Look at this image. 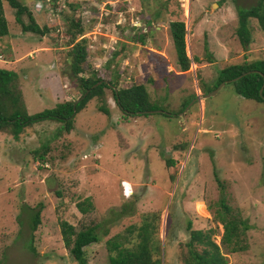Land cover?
<instances>
[{
  "label": "rangeland",
  "instance_id": "1",
  "mask_svg": "<svg viewBox=\"0 0 264 264\" xmlns=\"http://www.w3.org/2000/svg\"><path fill=\"white\" fill-rule=\"evenodd\" d=\"M19 1L47 26L43 35L24 32L2 4L8 34L0 37V67L18 74L28 113L82 94L65 55V30L76 19L87 48L81 74L117 88L142 83L155 108L126 115L104 87L74 112L69 132L52 120L26 125L16 138L0 131V264H78L60 220L76 230L95 225L98 240L86 246V263L108 264L105 241L149 217L160 264H185L177 242L188 229H212L219 243L221 198L248 224L246 250L225 254L226 264H264V103L238 95L231 81L201 97L224 65L264 58L255 18L246 45L236 33L237 9L257 0ZM174 20L184 23L186 70L176 62ZM42 145L43 160L34 153ZM86 198L91 207L81 213L75 203Z\"/></svg>",
  "mask_w": 264,
  "mask_h": 264
},
{
  "label": "trees",
  "instance_id": "2",
  "mask_svg": "<svg viewBox=\"0 0 264 264\" xmlns=\"http://www.w3.org/2000/svg\"><path fill=\"white\" fill-rule=\"evenodd\" d=\"M8 4L14 14V20L20 25L24 32H32L43 35L47 26L41 27L35 21L28 6L19 0H0V37L8 34L7 22L4 16L2 4ZM27 17L24 21L23 16ZM255 18L259 28L264 31V3L263 0L246 8L237 9V28L236 33L242 45L249 41L248 21ZM169 30L172 43L175 49L176 62L180 70L188 68L189 58L185 54L184 45V23L181 20H174L169 23ZM68 39L65 42L66 59L71 68L69 76L76 82L81 93L87 90L86 94L78 100L75 105V111L83 108L86 102L93 96H101L104 87L112 89L113 99L118 108L126 115H137V111L150 110L152 107L148 101V94L142 83H133L125 87H116L115 81L104 82L101 76H95L93 72L90 75H82V64L86 60L87 48L86 38L83 34V27L79 21L72 20L65 30ZM138 35L136 41L143 43V35ZM237 77L233 81L234 91L248 99H253L264 103V58L243 60L238 63L226 64L218 70L214 84L211 87L202 86V92L206 93L214 88L220 81ZM18 74L12 69L0 67V131L9 129L13 137H17L23 127L34 122L42 120L59 121L62 123L58 131L69 132L72 128L73 101H62L54 104L52 107L28 113L22 99V93L17 85ZM76 79V80H75ZM97 81H101L95 84ZM262 85L261 93L259 88ZM194 96V94H192ZM182 104V103H181ZM185 106L183 103L180 109ZM104 114H108V109L104 105L99 106ZM74 111V112H75ZM165 114L164 112H162ZM167 115V114H165ZM45 145H42L41 151L34 150L35 157L43 160ZM168 162V161H167ZM171 162V161H170ZM76 208L81 213L87 212L91 203L86 198L84 201L75 203ZM39 212L34 211L31 217L30 230L34 231L39 222ZM152 217L144 218L141 224H132L125 227L123 231L115 233L113 237L105 242L107 249L108 264H160L155 254L152 234L155 225L151 222ZM214 219L221 224L222 233L219 243L212 237V229H188V238L178 245L184 248L185 255L183 263L185 264H226L229 252L243 251L247 248L244 232L248 229V224L243 220L241 214L233 213L231 208L221 198L219 207L214 214ZM60 233L64 245L68 248L70 255L78 264L86 263V246L98 240V234L95 232V225L85 226L76 230L75 226L66 220H60ZM132 240L130 244H127ZM33 251V247H31ZM184 252V251H183Z\"/></svg>",
  "mask_w": 264,
  "mask_h": 264
},
{
  "label": "water",
  "instance_id": "3",
  "mask_svg": "<svg viewBox=\"0 0 264 264\" xmlns=\"http://www.w3.org/2000/svg\"><path fill=\"white\" fill-rule=\"evenodd\" d=\"M237 77H234V78H231V79H227V80H222L220 81L211 91L209 92H206L204 95H202L201 97H207L208 95H211V94H214L216 92L217 89H219L226 81H233L234 79H236ZM101 81H97L95 84H98L100 83ZM105 82V81H104ZM107 82V81H106ZM264 82V80H263ZM261 90H262V85L261 87L259 88V93H261ZM87 90H85L78 98H76L74 101H73V105H72V113L74 114V111H75V108H74V105L75 103L80 100L85 94H86ZM150 110H140V111H137V113H140V112H149ZM155 111H158V112H164L163 110H155ZM166 113V112H164ZM168 114V113H166ZM180 114V113H179Z\"/></svg>",
  "mask_w": 264,
  "mask_h": 264
},
{
  "label": "crops",
  "instance_id": "4",
  "mask_svg": "<svg viewBox=\"0 0 264 264\" xmlns=\"http://www.w3.org/2000/svg\"><path fill=\"white\" fill-rule=\"evenodd\" d=\"M11 49H12V47H11Z\"/></svg>",
  "mask_w": 264,
  "mask_h": 264
},
{
  "label": "clouds",
  "instance_id": "5",
  "mask_svg": "<svg viewBox=\"0 0 264 264\" xmlns=\"http://www.w3.org/2000/svg\"><path fill=\"white\" fill-rule=\"evenodd\" d=\"M166 114V113H165Z\"/></svg>",
  "mask_w": 264,
  "mask_h": 264
}]
</instances>
